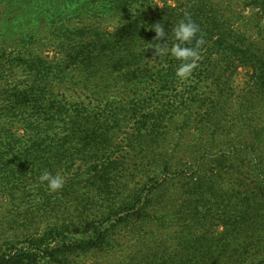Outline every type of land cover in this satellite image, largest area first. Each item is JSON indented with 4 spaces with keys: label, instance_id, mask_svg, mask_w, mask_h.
<instances>
[{
    "label": "trees",
    "instance_id": "1",
    "mask_svg": "<svg viewBox=\"0 0 264 264\" xmlns=\"http://www.w3.org/2000/svg\"><path fill=\"white\" fill-rule=\"evenodd\" d=\"M235 1L257 10L249 21L260 28L264 0ZM175 4L174 9L166 4L158 9L152 0H97L91 7L95 17L106 15L100 11L107 8L119 18L113 33L96 30L83 13L82 25L57 34L70 52L59 72L73 73L83 87L100 82L88 89L98 104L93 112L84 114L58 101L43 105L47 82L55 76V71L49 73L53 64L40 58L15 60L29 80L22 89L14 84L9 103L0 105V118L19 124L23 132L0 125V201L26 198L29 189L44 184L38 179L43 171L54 175L66 167L70 132L99 154H110L89 174L97 186L96 194L90 193L91 204L98 196L109 197L95 207H43L42 229L22 222L14 237H22L23 243L17 238L0 243V264H73L72 257L107 244L117 226L151 217L180 227L173 232L178 251L171 256L158 251L151 264H264V36L254 39L236 29L231 6L222 9L220 0ZM186 14L199 26L197 38L204 44L197 68L181 81L175 74L180 61L153 57L157 41L151 26L164 25L170 47L172 29ZM69 23L67 19L64 25ZM27 36L22 39H34L25 40ZM185 46L194 47L195 41ZM151 58L154 68L144 63ZM241 68L247 71L241 98H251L245 99L243 113L228 121L233 77ZM173 88H179L178 95H172ZM118 134L124 139L116 144ZM185 138L187 144L182 143ZM52 139L53 145L66 140L62 151L45 145ZM112 142L132 155L126 177H117L126 160L113 157L117 153L109 151ZM174 183L183 191L175 196L169 193ZM45 193L32 194L57 196ZM60 195L70 199V194ZM173 200L181 204L173 205Z\"/></svg>",
    "mask_w": 264,
    "mask_h": 264
},
{
    "label": "rangeland",
    "instance_id": "2",
    "mask_svg": "<svg viewBox=\"0 0 264 264\" xmlns=\"http://www.w3.org/2000/svg\"><path fill=\"white\" fill-rule=\"evenodd\" d=\"M178 0H152L153 5L158 9H162L164 4L170 6L171 9L176 8ZM222 9L226 8V5L231 6V11L234 14V25L240 32L246 33L254 39L264 36V21H262L260 28H255L253 21H249L250 17L257 13V10L251 8H245L243 5L236 3L235 0H220ZM97 5V0H0V105L4 107L7 105L10 89L13 85H20L21 89L24 87L25 82L29 78H25L26 72L21 67L15 65L16 59H28L35 60L40 58L47 63L53 64L52 68H49V73L55 71V76H50L51 79L47 82L46 95L43 97V105H52V102L58 101L70 109L79 108L80 111L85 113L93 112L94 107L98 104L94 98H92L88 89L92 88V84L83 87L79 83L78 78H75L73 73L67 75L59 72L60 69H65L66 64H63L65 59H68L69 50L65 49L64 39H58V35H61L62 29H71L77 27L81 23L80 15L85 13V17L90 18L88 23L99 30L100 32L113 33L120 24L118 23V17H114L108 14L107 8H104L100 12L106 13L95 17L94 7ZM101 17V18H100ZM70 19V23L64 25L65 20ZM171 21V20H170ZM168 21V22H170ZM257 21V20H256ZM86 22V20H84ZM32 31H35L34 34ZM261 33V36H259ZM56 34V36H54ZM33 36L32 41H24L22 36ZM28 36L25 40L28 39ZM264 38V37H263ZM27 44L31 46L26 49ZM70 49V48H69ZM71 60L69 59L68 62ZM146 65L150 68H154L156 63L151 60L145 61ZM45 66L48 67L46 64ZM247 80V71L245 69H239L234 74L233 81L235 85L234 96L232 97V103L228 110L225 111L227 120L230 121L235 115L243 113L242 110L246 108L244 103L246 98H241L246 91H242L245 88ZM49 90V91H48ZM172 95L179 94V88H173ZM248 95L251 92H247ZM9 103V102H8ZM248 104V103H247ZM264 105V101L261 103ZM101 107V106H100ZM264 107V106H263ZM261 119L264 120V117ZM187 123V122H186ZM4 125L7 128H11L12 132L22 135L21 126L19 124H13L6 118H0V125ZM176 126H173L171 130L175 136ZM123 134L116 136V144L122 143ZM80 135L78 133L70 132L67 139L69 148L68 152L71 158L66 167L62 168L55 174H61L65 177V184L62 189L52 192L49 191L46 183L42 186H35L34 189H29L26 198L16 199L15 201H0V243L3 241H12L17 238L21 243L24 242L22 237H14L15 228L19 223L26 222L32 229L39 227L45 223L46 209H52L62 211L72 204L78 206H85L88 208L95 204H101L102 199L107 196H98L95 203L91 204L90 193L96 194V182L89 178V174L92 172L95 165L101 162L104 158L109 156V153L99 154L97 148L80 143ZM66 140L55 141L56 145H53V139L50 143L45 145H51L54 147V151L64 147L63 142ZM175 143V141H173ZM187 144V140L182 141ZM109 151L117 153L113 157L119 155L126 160V163L122 166L124 170L120 172L117 177H126V173L131 174V165L128 166L132 155L129 150L125 149L122 145H113ZM178 154L176 148V155ZM50 159L53 160L56 157L51 155ZM260 159L259 154H256ZM63 157V156H61ZM251 157V156H249ZM255 157V154H253ZM122 167H119L121 169ZM138 181V179H136ZM42 190V191H41ZM44 190L48 192L45 193ZM60 194H70V199H62ZM64 191V192H63ZM110 191V190H109ZM22 192V190L20 191ZM183 192L179 184H173L170 186L169 193L173 196ZM32 193H45V194H57V196H51L42 198V196L35 197ZM113 193V192H112ZM21 194H19L20 197ZM185 195H182V198ZM71 201V202H70ZM173 205H180L181 201L173 200ZM20 207L21 211L16 208ZM12 211V212H11ZM22 212H26L24 214ZM33 212V215L31 214ZM154 217L146 221H131L127 224H121L117 226L116 230L110 235L107 244L103 247L95 250H91L86 254L77 255L72 257L73 264H151L154 261L156 253L163 251L170 256L178 251L179 240L174 235V231L180 229V227L171 228L164 223H158L153 221ZM41 227V228H40ZM221 230V228H219ZM16 241V240H15ZM23 245V244H22ZM21 244H17V247H21ZM227 263V261H226Z\"/></svg>",
    "mask_w": 264,
    "mask_h": 264
},
{
    "label": "clouds",
    "instance_id": "3",
    "mask_svg": "<svg viewBox=\"0 0 264 264\" xmlns=\"http://www.w3.org/2000/svg\"><path fill=\"white\" fill-rule=\"evenodd\" d=\"M151 31L155 33L154 41L156 44L152 46L154 49L153 57L170 56L180 64L176 70V76L181 80H188L198 66L200 59L199 49L204 44L202 38H197V33L200 31L199 26L191 20L190 16L186 14V18L181 20L172 29L173 43L169 47L167 31L164 25L156 23L151 26ZM195 41L194 47L185 45L191 44ZM40 183H46L49 191L56 192L63 188L65 184V177L61 174L53 175L51 172L45 170L39 176Z\"/></svg>",
    "mask_w": 264,
    "mask_h": 264
}]
</instances>
